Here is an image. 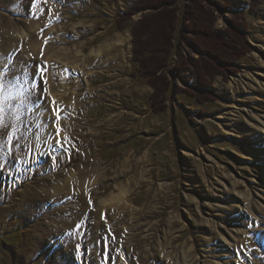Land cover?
Instances as JSON below:
<instances>
[{
  "label": "rangeland",
  "instance_id": "1",
  "mask_svg": "<svg viewBox=\"0 0 264 264\" xmlns=\"http://www.w3.org/2000/svg\"><path fill=\"white\" fill-rule=\"evenodd\" d=\"M19 1L0 0V32L33 25L35 7H54L42 55L67 57L58 80L46 62L28 88H65L60 97L46 91L61 108L65 145L36 154L21 144L33 131L25 125L7 138L14 145L6 153L0 148V264H67L69 254L70 264H264V233L252 227L251 211L264 181V0H176V20L163 15L165 24L154 20L161 9L131 14L132 0ZM195 6L210 23L208 37L220 34L223 43L192 41L183 27ZM167 24L176 33L166 41ZM125 36L122 68L103 55L89 60ZM161 40L170 43L166 65L155 72L159 56L135 60V47L155 49ZM35 103L29 115L46 102ZM87 167L96 170L80 185L88 205L52 214L82 202L71 181L65 200L51 201L53 191L46 214L28 215L22 200Z\"/></svg>",
  "mask_w": 264,
  "mask_h": 264
},
{
  "label": "bare ground",
  "instance_id": "2",
  "mask_svg": "<svg viewBox=\"0 0 264 264\" xmlns=\"http://www.w3.org/2000/svg\"><path fill=\"white\" fill-rule=\"evenodd\" d=\"M4 2H9V3L17 2V4L23 3L22 1L18 2V0H4ZM49 7L54 8L53 5H48L47 7V5L45 4L35 7L36 10L34 9L33 13L34 15L39 14L37 16L39 20L35 21L33 25L31 26L28 25L29 27L26 26L25 29L24 28L22 30L19 29L16 32L15 30L9 33L8 31L0 32V56L3 57V63L7 64L9 60L11 59L16 63L17 66L26 65L27 70H28V75L26 77L21 75L18 81L14 82L13 84L6 85V90L3 93H0V99L3 100L2 106H7V109H8L7 111H4L3 113L4 120L7 124L10 125V128L8 129V131L12 133L17 132V131L20 132L19 130L22 128V126L24 127L25 125H28L29 127H31V129H33L30 135H28V133L27 134L25 133V137L23 140H21L22 141L21 144L22 146L24 145L23 147L28 148L29 150L31 149L36 154H43V153L45 154L46 150L52 151L55 148L59 149L61 148L62 145H65L64 143L65 137L62 134V131L60 129L62 122L56 118L57 113L61 115V112L58 111L60 106L58 105L54 106L49 101L47 102V99H49L48 98L49 96H47V94L50 95V94L55 93L56 91L57 93L56 95H58L61 92H64L65 88L59 87L56 83L50 84L51 81L45 82L44 84L42 82H38L37 86L39 87L37 89L34 88L33 92H31L30 89L28 88L29 85H32L31 77L35 75L41 67L45 68V66H47L46 62H50V65L52 66L55 65L54 70L56 72H54V70L52 72L53 74H55L54 77H56V79L58 80L59 79L58 72L60 71L58 69L61 68L60 62L67 57L66 56L67 54L63 52H59L58 55H61V57H58L57 55L58 61L54 62L52 61L51 57L47 56L48 52L47 54L42 55V53L44 52V51L42 52V50L43 49L47 50L48 48V47H45L44 45H45V42H47L45 41L46 38L49 37L48 34H50L48 32L49 30H47L48 28H45V26L50 22V20H48L49 19L48 15L46 14L49 10ZM126 42H127L126 36L123 38L117 37L115 39V42H113L110 47L101 49L98 52H95L94 54L92 53L89 60L92 61L94 59H97L100 55H103V58L105 59L106 62L108 63L112 62L111 69H115V70L120 69L122 68L123 61H124L123 59H124L125 53L122 50L125 47L124 44ZM42 56H45V57L42 58ZM72 59H74L76 63L75 57H73ZM4 70L6 71L7 69H4ZM40 71L42 70L40 69ZM47 85H49V87L51 88L50 92L49 90L46 89L48 88ZM46 91H47V94H46ZM57 97H60V95H58ZM71 98L72 96L69 97L68 99L71 100ZM40 100L42 103L46 102L44 104V107L39 106L36 113L32 112L29 115L31 104L34 103L36 106L38 105V103H35V102H38ZM53 115L55 116L53 117ZM54 121L56 125L55 127H54ZM258 139L259 138H256L254 140L258 141ZM262 140L264 141V137L262 138ZM0 148H1L2 153L7 152L8 147H6L4 140H0ZM32 158L33 156L31 157V159ZM95 171L96 170L91 171L89 174L88 167L85 168L84 170L80 169L78 173H75V174L72 173L69 179H67V177H64L62 182H61L62 178L60 180L56 179L55 183L51 186V191H48L46 189H42V190L40 189V191L38 190L39 193H35L36 195L28 198L27 200L25 199L26 201L22 200L23 203L24 202L26 203L27 201H29L28 205L30 206V210H28V215L35 214L34 216H37L41 214L42 215L46 214L47 212L46 202L48 198L47 195H51L53 191H55V194L57 195H55V198H52L51 201L55 202V200L56 201L65 200L64 198L65 196L67 197V195L68 196L71 195V189H68L66 185L71 181L76 187V190H78V193L77 194L74 193L73 196H78V200H82V202H79V204H70L68 206L66 205L62 210H58L56 212L55 210L52 211L53 212L52 214H58L59 216V214L61 213L63 216H66L68 214L71 216L72 212L75 211L77 207L83 206V204L88 205L85 199L86 195H84V193L83 195L81 194L80 185L82 186L84 183H86L84 179L87 180V177L91 178L92 176H95L96 174ZM80 180H82V182H80ZM57 182H61V184L63 185L60 186L59 185L60 183L57 184ZM257 182L258 184L263 183V187L261 186L262 189L260 192L256 190L258 191V193L255 192L256 193L255 197L257 199H255L254 202H252V210H251L252 211V227L254 228L256 226L257 232L264 233V181L257 180ZM77 185L79 186L77 187ZM87 186L90 188L93 185L91 184L90 186V183H87ZM117 188L119 191L118 197H120L122 200V197L126 195L124 188L123 187H117ZM109 201L112 202L111 206H113L114 202L112 201V199ZM254 207H255V211H254ZM50 212L51 211H49V213ZM66 257L68 260L66 263L70 264L72 262L71 261L72 256L69 254V255H66ZM225 264H231V263L225 262Z\"/></svg>",
  "mask_w": 264,
  "mask_h": 264
},
{
  "label": "trees",
  "instance_id": "3",
  "mask_svg": "<svg viewBox=\"0 0 264 264\" xmlns=\"http://www.w3.org/2000/svg\"><path fill=\"white\" fill-rule=\"evenodd\" d=\"M154 1V2H153ZM176 0H132L131 2V14L139 12V11H143L146 8H150L153 7L154 10L157 11V9H161L160 11H158L156 14H154V20H159L160 19V23L165 24L167 21H173L176 20L175 19V15H174V10L172 9L173 5L175 6ZM197 7L195 6L194 9H192L189 13H188V20L190 21V25L189 26H184L183 29L184 30H188L189 32H191L193 34V36H195V39H193L192 41L195 43H197V45L199 46V36H203V39L206 40L205 44H208V42L211 40H216L220 43H223V38H220V34H216V33H211L210 36L208 37V35L206 34L203 24H205L207 26V28L209 29L210 26L208 27V24L210 23H206L203 21L202 19V13L199 14V11L196 9ZM201 12V11H200ZM163 15H166V22H163ZM162 21V22H161ZM149 22H153V19ZM148 23L146 18L144 20H141V22H139L138 26L142 28V26H145ZM206 28V29H207ZM137 30H139L137 28ZM136 29L134 30V44H138V37L140 36V32H138ZM176 33L175 28L172 24H167L166 26V34H164L162 37V39L166 40L169 37H172V34L174 35ZM141 40V38H140ZM197 40V41H196ZM155 49H151V50H147V51H141V48L135 47L134 49H136L134 51V57L135 60L137 62H139L140 64H143V59L144 60H148L153 58V56H159L161 58L159 64H156L154 62L153 65H151V70H159L161 68V65H166V61L168 59L169 56V51H170V43L169 46L166 47L165 42L163 40H161L160 45L155 47ZM210 48V47H209ZM138 50H140V52H138ZM138 52V53H137ZM154 59V58H153ZM154 61V60H153ZM197 64H195L196 66ZM194 66V67H195ZM143 68V67H142ZM153 68V69H152ZM155 68V69H154ZM202 67L201 66H197V68L195 69V71L200 74V71H202ZM145 71V70H144ZM156 72V71H155ZM203 72V71H202ZM144 74L146 75L147 73L144 72ZM149 74V73H148ZM153 74V73H152ZM151 75V73H150ZM147 78V77H146ZM161 88V87H160Z\"/></svg>",
  "mask_w": 264,
  "mask_h": 264
},
{
  "label": "snow or ice",
  "instance_id": "4",
  "mask_svg": "<svg viewBox=\"0 0 264 264\" xmlns=\"http://www.w3.org/2000/svg\"><path fill=\"white\" fill-rule=\"evenodd\" d=\"M4 69H7L6 71ZM27 76L28 70L26 65L17 66L13 60H9L7 64L3 63V57L0 56V93H3L6 90V85L13 84L18 81L20 76ZM3 100L0 99V140H4L6 145H14V141L7 139L11 137L14 133L8 131L10 125L7 124L4 120V108L2 106ZM59 119V113L56 116ZM79 227V225H77ZM77 251L79 250V245H76Z\"/></svg>",
  "mask_w": 264,
  "mask_h": 264
},
{
  "label": "crops",
  "instance_id": "5",
  "mask_svg": "<svg viewBox=\"0 0 264 264\" xmlns=\"http://www.w3.org/2000/svg\"><path fill=\"white\" fill-rule=\"evenodd\" d=\"M88 162H90V165H91V166H93V168H92V170H93V169H94V166H95V164L91 163V161H88ZM90 169H91V167H90Z\"/></svg>",
  "mask_w": 264,
  "mask_h": 264
}]
</instances>
